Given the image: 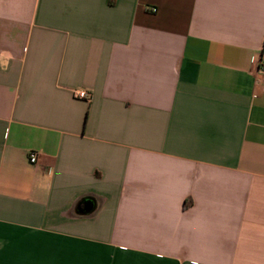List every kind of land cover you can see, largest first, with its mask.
Returning <instances> with one entry per match:
<instances>
[{"label":"crops","instance_id":"1","mask_svg":"<svg viewBox=\"0 0 264 264\" xmlns=\"http://www.w3.org/2000/svg\"><path fill=\"white\" fill-rule=\"evenodd\" d=\"M263 53L264 0H0V264H264Z\"/></svg>","mask_w":264,"mask_h":264},{"label":"built area","instance_id":"2","mask_svg":"<svg viewBox=\"0 0 264 264\" xmlns=\"http://www.w3.org/2000/svg\"><path fill=\"white\" fill-rule=\"evenodd\" d=\"M257 65L259 67L260 74L264 77V53L261 54L260 57H258ZM73 97L81 100H87L89 98V95L85 91L77 90L73 92ZM29 163H36V155L34 153H31L29 155Z\"/></svg>","mask_w":264,"mask_h":264}]
</instances>
